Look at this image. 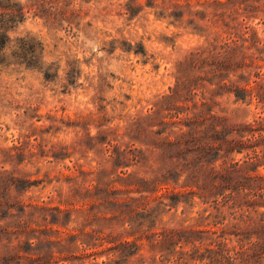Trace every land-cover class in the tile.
Instances as JSON below:
<instances>
[{
  "label": "rangeland",
  "instance_id": "obj_1",
  "mask_svg": "<svg viewBox=\"0 0 264 264\" xmlns=\"http://www.w3.org/2000/svg\"><path fill=\"white\" fill-rule=\"evenodd\" d=\"M245 19L264 37V0H0V255L177 264L175 232L217 213L188 193L245 160L224 138L262 115L210 65Z\"/></svg>",
  "mask_w": 264,
  "mask_h": 264
},
{
  "label": "trees",
  "instance_id": "obj_2",
  "mask_svg": "<svg viewBox=\"0 0 264 264\" xmlns=\"http://www.w3.org/2000/svg\"><path fill=\"white\" fill-rule=\"evenodd\" d=\"M0 36L1 55L10 37L1 33ZM25 52V48H20L19 55H25ZM228 59L230 63L227 67ZM210 65L216 77H222L224 69L238 73L239 80L222 82L220 87L234 93L239 100L249 101L250 104L257 101L258 108H262V115L253 123L231 130L224 138L228 145L227 154L247 153L245 160L218 171L212 181V191L188 193L192 199L200 194L206 204H215L217 213L200 215L199 220L208 229L182 228L175 232L173 240L176 247L183 245V250H163L175 254L177 264H189L191 260L207 261L206 264H251L264 258V213H260V207L264 204V172L260 170L264 167V149H261L264 145V37L245 19L242 30L231 32L227 41L221 45L216 60ZM235 132L238 138L229 139V135ZM224 209H229V215ZM59 211L63 212L61 209ZM229 217H233L236 222L228 223ZM205 233L212 235V241L203 248V245L198 246L199 240L196 238ZM185 245H194V249L185 251ZM19 248L10 249L8 255H0V263L17 264V260L23 257L30 261L29 257L20 253ZM112 249L120 251L122 257H134L138 255L135 251L140 246L124 240Z\"/></svg>",
  "mask_w": 264,
  "mask_h": 264
}]
</instances>
